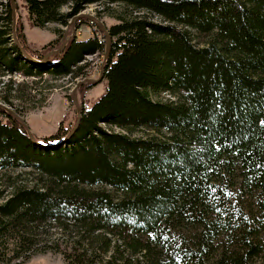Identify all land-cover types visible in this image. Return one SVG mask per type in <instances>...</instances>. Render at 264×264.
Listing matches in <instances>:
<instances>
[{
    "label": "trees",
    "instance_id": "16d2710c",
    "mask_svg": "<svg viewBox=\"0 0 264 264\" xmlns=\"http://www.w3.org/2000/svg\"><path fill=\"white\" fill-rule=\"evenodd\" d=\"M24 1L37 28L67 27L91 4L119 11L114 24L103 23L106 90L82 108L66 143L71 129L62 123L31 142L0 106V182L9 191L0 203V260L20 258L17 249L29 250L37 230L54 222L77 244L64 264H93L96 252L103 264H264V0ZM4 7L0 77L77 78L84 56L105 54L96 26L100 35L74 37L42 64L28 61L12 40L10 0ZM189 30L209 36L207 45H195ZM15 35L40 63L62 45L60 33L30 49L18 14ZM164 93L176 100H159ZM30 175L37 178L28 185Z\"/></svg>",
    "mask_w": 264,
    "mask_h": 264
},
{
    "label": "rangeland",
    "instance_id": "374dc122",
    "mask_svg": "<svg viewBox=\"0 0 264 264\" xmlns=\"http://www.w3.org/2000/svg\"><path fill=\"white\" fill-rule=\"evenodd\" d=\"M0 3L3 4V6L0 7L1 14L5 11L4 5L7 3V0H0ZM16 6L19 20L23 26V33L27 45L32 50L42 49L50 42L57 39L60 33L63 36V34L67 32V37H69L74 31L75 39L78 42L91 39L94 36L93 32L95 30L99 34L96 27L98 26L97 24L94 25V28L93 26L91 27L87 25V23L82 26L80 24H75L69 28L58 24H49L44 28L34 27L30 22L25 1L16 0ZM108 6L106 7L105 4H91L86 6L85 10L80 12L78 15H96L99 19L98 21L102 22V24L104 22V25L108 28L110 24L115 23L114 17H110V15H115L114 13L119 11V6L117 5ZM68 10L69 8L63 7L64 12ZM81 19H77L76 22ZM154 20L159 21L156 18H154ZM3 25H5V22ZM189 31L193 42L199 47L206 46L210 40L209 36L199 34L194 30ZM70 40H72V38ZM101 54V58L100 55H89V57L84 56L83 60L78 63L81 67H85L83 71L84 76L81 75L77 78L68 76L54 79L50 75H44L41 78L33 79L23 77L19 74L0 77V97L7 94L9 90H11L9 94L10 97H12L10 105L3 104L1 99L0 105H4L20 116L28 126L30 132L38 138L48 137L55 134L60 123H62L64 129L72 130L76 121V109L71 101L72 90L77 83L83 80L98 79L101 65L96 74L94 71L96 65L103 61L104 55L103 53ZM98 59L100 61H98ZM83 86H85V84L80 86L77 90L76 98L81 107L88 110L104 94L107 82L103 79L100 83L94 85L93 87L85 88ZM158 99L162 101L176 100L167 93L160 95ZM102 127L108 131H119L118 129L107 125H103ZM134 136H153L159 139H165L167 133L164 131L161 134L139 131L135 133ZM16 173H19V171ZM26 178V184L31 185L33 183H30V181L34 182L37 177L35 175H30ZM95 188L106 190L111 196H113V198L120 197V193H117L111 187L97 186ZM8 193L9 191L6 189V183L2 180L0 182V203L4 202ZM55 226L56 223L54 222L43 224L39 230H37L36 233L38 235L34 238V244L29 248V250L25 247H21L20 249H17L20 258H16L9 263H5L2 258V260H0V264H64V257H66V259H70V256H75V248L77 247V244L74 243L75 238H71L67 236V234H62V232ZM8 249L11 250L12 245H10ZM10 255L11 253L9 251L8 257H10ZM108 256L109 255L106 257ZM89 258H93L95 260V263L93 264H103L101 261L103 257L98 252H96V256H93L92 254ZM257 264H259V259H257Z\"/></svg>",
    "mask_w": 264,
    "mask_h": 264
},
{
    "label": "water",
    "instance_id": "95a60500",
    "mask_svg": "<svg viewBox=\"0 0 264 264\" xmlns=\"http://www.w3.org/2000/svg\"><path fill=\"white\" fill-rule=\"evenodd\" d=\"M10 5H11V10H12V36H13V43L15 44V46L17 47V49L20 51L22 57L28 61H31V62H35L37 64H42L43 62H46L51 56H55V55H59L64 46L66 45V43L70 40L68 37H67V32H65L62 36V40H61V46L59 49L55 50V51H51V52H48L44 55L43 57V61L40 63V62H37L33 59H31L28 54L23 50V48L21 47V45L19 44L17 38H16V35H15V25H16V17H17V6H16V0H10ZM88 19V20H92V21H96L98 27L101 29V31L104 33V36H105V54H104V57H103V61H102V64L105 62L106 58H107V55H108V49H109V46H110V36L108 34V31L106 28H104L102 22L98 21L95 17L93 16H89V15H85V14H80L78 16H75L71 19L70 23H69V26H67V28H69L70 26H74V22L77 20V19ZM74 34V31L72 33V35ZM103 68L101 69V72H100V75L98 77L97 80H94V79H86V80H83L79 83H77L75 85V87L73 88L72 90V94H71V101L74 105V108L76 109V121H75V124L71 130V132L67 135V137L64 139V142L66 143L74 134L75 132L77 131L78 129V126H79V123H80V119H81V113H82V107L81 105L78 103V100L76 98V92L77 90L80 88V86H82L83 84H93V85H97L98 83H100L102 80H103ZM2 106L10 115H12L13 117H15L18 121H20V123L23 125L25 131L27 132V135H28V138L30 139L31 142H34V138H33V134L30 132L28 126L26 125V123L24 122V120L18 116L16 113H14L13 111H11L9 108L5 107L4 105H0ZM63 144V143H62Z\"/></svg>",
    "mask_w": 264,
    "mask_h": 264
},
{
    "label": "built area",
    "instance_id": "2783aa9c",
    "mask_svg": "<svg viewBox=\"0 0 264 264\" xmlns=\"http://www.w3.org/2000/svg\"><path fill=\"white\" fill-rule=\"evenodd\" d=\"M88 14H89V13H88ZM89 15L92 16L93 14H89ZM94 16L96 17V15H94ZM94 16H93V17H94ZM96 19L99 20L97 17H96ZM77 22H79V21H77ZM95 22H96V21L87 20V25L89 24V26H90V25L94 26V25L97 24V23H95ZM81 26H82V25H81ZM74 37H75V33H74L73 35H70L68 38H69V39H71V38L73 39ZM98 55H100V58H101V55H102V54H101L100 52L94 53V54H92V55H90V56H98ZM88 57H89V55H88ZM90 59H91V58H90ZM98 61H100V60L98 59ZM100 63L102 64V62H100ZM100 63H99L98 65H96L94 73H97V72H98L99 67H100V65H101ZM88 72H89V71H88Z\"/></svg>",
    "mask_w": 264,
    "mask_h": 264
},
{
    "label": "bare ground",
    "instance_id": "6f19581e",
    "mask_svg": "<svg viewBox=\"0 0 264 264\" xmlns=\"http://www.w3.org/2000/svg\"><path fill=\"white\" fill-rule=\"evenodd\" d=\"M101 69H102V64H101ZM101 69H100V71H99V74H100V72H101ZM96 74V73H95ZM84 76V75H83ZM96 78V77H95Z\"/></svg>",
    "mask_w": 264,
    "mask_h": 264
},
{
    "label": "crops",
    "instance_id": "0c3cea01",
    "mask_svg": "<svg viewBox=\"0 0 264 264\" xmlns=\"http://www.w3.org/2000/svg\"><path fill=\"white\" fill-rule=\"evenodd\" d=\"M103 23H104V22H103ZM110 25H112V24H110ZM110 25H109V26H110ZM109 26H108V27H109ZM105 27H106V26H105ZM106 28H107V27H106Z\"/></svg>",
    "mask_w": 264,
    "mask_h": 264
}]
</instances>
